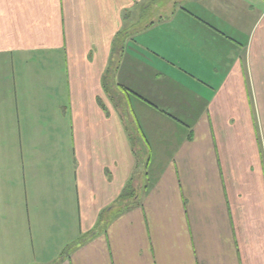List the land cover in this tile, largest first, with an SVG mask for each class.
<instances>
[{
  "label": "crops",
  "instance_id": "1",
  "mask_svg": "<svg viewBox=\"0 0 264 264\" xmlns=\"http://www.w3.org/2000/svg\"><path fill=\"white\" fill-rule=\"evenodd\" d=\"M0 264H264V0H0Z\"/></svg>",
  "mask_w": 264,
  "mask_h": 264
},
{
  "label": "rangeland",
  "instance_id": "2",
  "mask_svg": "<svg viewBox=\"0 0 264 264\" xmlns=\"http://www.w3.org/2000/svg\"><path fill=\"white\" fill-rule=\"evenodd\" d=\"M4 236V235H3Z\"/></svg>",
  "mask_w": 264,
  "mask_h": 264
}]
</instances>
